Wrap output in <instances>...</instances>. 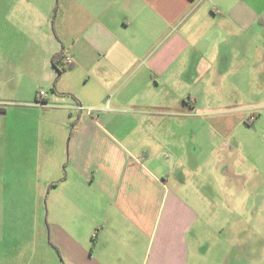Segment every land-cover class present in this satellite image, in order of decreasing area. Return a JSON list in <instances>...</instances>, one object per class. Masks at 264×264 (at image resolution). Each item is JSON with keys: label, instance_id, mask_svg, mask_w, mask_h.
Returning a JSON list of instances; mask_svg holds the SVG:
<instances>
[{"label": "crops", "instance_id": "0c3cea01", "mask_svg": "<svg viewBox=\"0 0 264 264\" xmlns=\"http://www.w3.org/2000/svg\"><path fill=\"white\" fill-rule=\"evenodd\" d=\"M41 12L18 26L38 51L0 88L13 96H0V264H195L202 198L183 132L264 41V0H61L54 24Z\"/></svg>", "mask_w": 264, "mask_h": 264}, {"label": "rangeland", "instance_id": "374dc122", "mask_svg": "<svg viewBox=\"0 0 264 264\" xmlns=\"http://www.w3.org/2000/svg\"><path fill=\"white\" fill-rule=\"evenodd\" d=\"M60 1L0 0L2 91L9 79L10 86L17 84L15 68L38 51L31 37H20L21 21L37 22L42 11L43 19L54 24ZM18 52L29 57L20 63ZM245 61L238 75L233 65L215 97H201L198 116L186 124L181 139L194 170L186 177L194 180L202 198L195 264H264V41L250 43ZM1 95L13 97L10 91Z\"/></svg>", "mask_w": 264, "mask_h": 264}, {"label": "built area", "instance_id": "2783aa9c", "mask_svg": "<svg viewBox=\"0 0 264 264\" xmlns=\"http://www.w3.org/2000/svg\"><path fill=\"white\" fill-rule=\"evenodd\" d=\"M72 64H73V61H72L71 57H65V59L63 60V63H62L61 70L68 69ZM38 97H40L41 99H44L46 97V93L44 91H40L38 93ZM77 109L80 112H86L88 115L93 117L95 120H97L99 118V114H98L99 110L98 109L85 108L82 105H79L77 107ZM107 109H108V105H107Z\"/></svg>", "mask_w": 264, "mask_h": 264}, {"label": "trees", "instance_id": "16d2710c", "mask_svg": "<svg viewBox=\"0 0 264 264\" xmlns=\"http://www.w3.org/2000/svg\"><path fill=\"white\" fill-rule=\"evenodd\" d=\"M59 58H62V55L60 54V55H57V56H55L54 57V59H53V62H54V66H55V68L57 69V67H56V64H57V62H58V59ZM58 70V69H57ZM58 73L59 74H61L62 73V71H60V70H58Z\"/></svg>", "mask_w": 264, "mask_h": 264}]
</instances>
